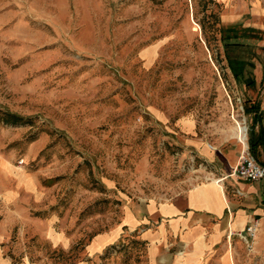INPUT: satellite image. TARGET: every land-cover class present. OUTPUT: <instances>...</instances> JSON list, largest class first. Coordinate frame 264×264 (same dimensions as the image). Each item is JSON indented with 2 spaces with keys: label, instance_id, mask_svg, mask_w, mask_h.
Returning a JSON list of instances; mask_svg holds the SVG:
<instances>
[{
  "label": "rangeland",
  "instance_id": "374dc122",
  "mask_svg": "<svg viewBox=\"0 0 264 264\" xmlns=\"http://www.w3.org/2000/svg\"><path fill=\"white\" fill-rule=\"evenodd\" d=\"M223 11L217 0H0L6 257L149 264L146 241L126 227L97 251L88 245L119 229L126 203L170 200L207 179L215 161L205 152L227 169L238 159L232 115L247 141L251 115L241 107L254 97L232 79L220 36L238 34L233 54L264 57V32L256 40L243 21L222 25ZM25 173L37 175V188L18 185ZM46 221L67 244L46 237ZM236 249L232 264H264V229L251 249Z\"/></svg>",
  "mask_w": 264,
  "mask_h": 264
},
{
  "label": "crops",
  "instance_id": "0c3cea01",
  "mask_svg": "<svg viewBox=\"0 0 264 264\" xmlns=\"http://www.w3.org/2000/svg\"><path fill=\"white\" fill-rule=\"evenodd\" d=\"M217 1L224 4L223 24L243 21V26L259 32L256 40L260 38V33L263 35L264 0ZM247 41H244V46H247ZM255 53L252 58L243 57L254 64L252 71L245 68L242 76L244 79L251 78L252 84H246L242 78L237 80L229 69L234 82H241L246 95L254 97L252 101L249 98L245 101L258 105L255 116L253 113H245L244 105L241 107L245 114L251 115L249 131L253 134L264 129V57ZM245 142V146L241 145V151L244 148L248 150V137L247 141L245 137ZM208 147L216 149L212 145ZM258 148L256 160L264 166V152L261 146ZM205 153L208 161H215L213 169L208 170L207 179L170 200L148 199L126 203L122 209L119 229L116 227L109 233L94 236L88 249L99 250L116 238L118 230L126 227L130 231H137L140 238L146 241L149 264H232L231 250L245 245L236 232L253 221H257L259 231L264 229V177L257 180L237 178L231 174L237 155L228 161L227 169L224 160L219 162L213 153ZM17 180L19 186L26 188H37L39 185L34 173H25ZM1 192L4 199H10L13 195L12 190L4 186H1ZM45 223L44 233L52 243L62 246L68 243L62 232L53 230L50 221ZM9 224L11 221L7 218L0 220V239L6 235ZM0 264L29 263L12 262L4 255L0 244Z\"/></svg>",
  "mask_w": 264,
  "mask_h": 264
},
{
  "label": "trees",
  "instance_id": "16d2710c",
  "mask_svg": "<svg viewBox=\"0 0 264 264\" xmlns=\"http://www.w3.org/2000/svg\"><path fill=\"white\" fill-rule=\"evenodd\" d=\"M222 25H225V24H222ZM222 25L220 27V31L225 30V28ZM232 38L237 39L238 34L236 33L233 35L222 34L220 36L228 68L230 69L231 73L237 80H239V78L240 79L242 78V80L246 84L248 85L252 84L253 80L251 78L244 79L242 76H243V71L246 68V65L253 67L254 64L252 62L246 61L239 54H233V48H235L236 46H239L240 42H238V40L230 41V39ZM243 108H244L245 113H253V116H255V114L258 111V105L255 102L245 101ZM6 116L8 118H6L5 120L11 123H14L19 119V116L13 113H7ZM259 146L262 147V150L264 152V129L263 128L259 129L257 134H253L251 130L248 131V150L255 158H258V155H259L258 147ZM262 161L264 162V158Z\"/></svg>",
  "mask_w": 264,
  "mask_h": 264
},
{
  "label": "built area",
  "instance_id": "2783aa9c",
  "mask_svg": "<svg viewBox=\"0 0 264 264\" xmlns=\"http://www.w3.org/2000/svg\"><path fill=\"white\" fill-rule=\"evenodd\" d=\"M20 162L22 163V160H20ZM231 174L245 180H257L264 177V166L256 160L247 148H244L232 167ZM257 230L258 223L257 221H253L248 223L243 230L237 231L236 235L244 240L245 246L248 249H251Z\"/></svg>",
  "mask_w": 264,
  "mask_h": 264
},
{
  "label": "bare ground",
  "instance_id": "6f19581e",
  "mask_svg": "<svg viewBox=\"0 0 264 264\" xmlns=\"http://www.w3.org/2000/svg\"><path fill=\"white\" fill-rule=\"evenodd\" d=\"M232 119L235 123V136L242 146L246 145L245 142V127L243 125V119H238L232 115ZM214 180V179H213ZM215 181V180H214ZM216 182V181H215Z\"/></svg>",
  "mask_w": 264,
  "mask_h": 264
}]
</instances>
